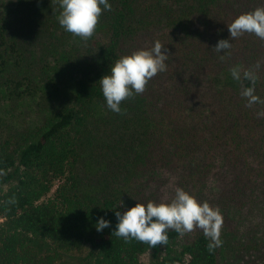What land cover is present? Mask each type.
Listing matches in <instances>:
<instances>
[{
	"label": "trees",
	"instance_id": "obj_1",
	"mask_svg": "<svg viewBox=\"0 0 264 264\" xmlns=\"http://www.w3.org/2000/svg\"><path fill=\"white\" fill-rule=\"evenodd\" d=\"M108 2L85 41L59 25L58 0H0V264H56L84 248L86 264H219L202 229H169L150 248L112 234L114 211L169 202V172L226 212L264 203V40L228 32L264 0ZM221 39L231 47L218 53ZM157 41L166 71L110 111L100 78ZM100 217L111 223L97 232Z\"/></svg>",
	"mask_w": 264,
	"mask_h": 264
},
{
	"label": "clouds",
	"instance_id": "obj_2",
	"mask_svg": "<svg viewBox=\"0 0 264 264\" xmlns=\"http://www.w3.org/2000/svg\"><path fill=\"white\" fill-rule=\"evenodd\" d=\"M58 2L61 9L57 17L59 25L66 32L85 41L93 36L102 9L111 10L108 0H58ZM228 32L233 39L244 33H252L264 40V8L237 16L228 26ZM230 47V40L221 39L213 49L222 53ZM168 56V48L157 41L150 50H138L117 60L108 74L99 80L107 108L114 113H122V101L143 93L150 79L166 71L165 62ZM231 75L239 80V68L231 69ZM244 77L253 83L256 79L251 72H245ZM242 95L248 98L249 105L259 100L254 95L253 88L245 89ZM122 203L121 201L119 205ZM114 215L118 223L112 234L125 240L135 239L148 244L150 248L158 244L166 245L169 229L183 235L194 228H200L205 236L214 241L209 248L219 246L221 243L219 234L222 217L219 211L206 202H198L194 196L181 188H176L175 196L170 202L157 204L150 201L146 205L136 203L123 213L115 210ZM110 223L100 217L95 223V229L102 232L110 227Z\"/></svg>",
	"mask_w": 264,
	"mask_h": 264
},
{
	"label": "rangeland",
	"instance_id": "obj_3",
	"mask_svg": "<svg viewBox=\"0 0 264 264\" xmlns=\"http://www.w3.org/2000/svg\"><path fill=\"white\" fill-rule=\"evenodd\" d=\"M5 2L9 0H3ZM23 119H28L27 116ZM167 183L162 188V197L171 201L175 196L177 174H166ZM217 209L222 217L219 240V264H263L264 262V203L240 211L226 212L215 203L209 205ZM81 252H62L56 264H86Z\"/></svg>",
	"mask_w": 264,
	"mask_h": 264
}]
</instances>
